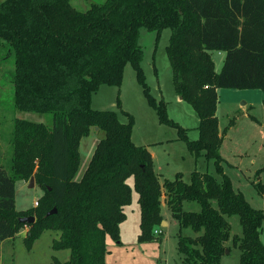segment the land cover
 Segmentation results:
<instances>
[{
    "label": "trees",
    "instance_id": "16d2710c",
    "mask_svg": "<svg viewBox=\"0 0 264 264\" xmlns=\"http://www.w3.org/2000/svg\"><path fill=\"white\" fill-rule=\"evenodd\" d=\"M71 1L0 4V64L14 56L15 108L52 115L51 126L15 121L11 167L0 166V264L3 242L26 227L28 250L44 232L60 233L53 248L70 250L71 258L53 264H107L108 238L120 241L133 200L131 178L141 209L140 243L161 240L156 230L165 221V196L179 226L197 234L179 235L183 264H222L230 240L241 252L240 264H264V210L254 208L225 173L217 117L219 89L264 91V0H106L87 11ZM142 28L158 36L172 31L167 53L174 85L200 118L198 140L190 141L187 130L169 118L165 102L151 95L142 69ZM213 51L226 53L219 73ZM129 63L160 122L178 128L197 158L213 160L221 178L195 171L190 183L178 174L162 185L152 153L132 139L134 118L122 111L129 118L123 123L118 113L93 108L102 86H122ZM93 128L105 138L76 181L81 141ZM32 178L44 194L38 207L18 211L17 183ZM254 185L264 197V185ZM185 202H198L202 210L185 211ZM30 216L35 223L21 222ZM232 216L240 217L242 236H232Z\"/></svg>",
    "mask_w": 264,
    "mask_h": 264
},
{
    "label": "rangeland",
    "instance_id": "374dc122",
    "mask_svg": "<svg viewBox=\"0 0 264 264\" xmlns=\"http://www.w3.org/2000/svg\"><path fill=\"white\" fill-rule=\"evenodd\" d=\"M6 0H0V4ZM106 0H72V5L80 10L87 11L94 4H102ZM172 31L164 30L160 36L155 31L146 28L140 30L139 44L143 49L144 58L142 69L150 87L151 95L158 102H165L168 116L187 130L188 139H199L200 118L186 101H180L175 85L172 64L168 57L167 47L170 44ZM212 58L217 64L216 72H221L224 58L220 52L213 51ZM15 73L14 56L1 58L0 64V166L9 170L12 159L11 139L14 124L17 119L51 126V114L35 112H21L15 108L13 76ZM219 103L217 117L219 128L223 135L220 150L224 158L225 173L232 179L236 190L242 192L250 204L264 210V199L254 183L264 185V91L263 90H218ZM93 108L102 111L118 113L121 122L128 123L129 118L122 112L129 113L134 118L132 139L138 146H145L155 152L154 168L161 177L163 185L166 179L174 180L181 174L183 180L191 182V175L198 171L210 173L221 178L216 173L215 162L204 157L197 158L191 153L187 142L180 139L179 129L160 122L157 111L150 106L144 89L139 83L133 66H126L122 86H102L94 94ZM105 138V132L92 129L89 137L83 138L80 146L81 165L76 175L80 181L93 158L96 148ZM151 152V151H150ZM154 158V157H153ZM133 188V200L126 207L127 219L122 224L120 241L108 238L107 264H183L179 253V235L196 237L197 234L190 228L182 229L173 217L167 205V198L163 197L162 215L169 221V227L162 228L161 240L150 243L138 241L141 209L139 195L134 189V179L129 181ZM36 185V183H35ZM30 182L17 184L16 207L18 211L35 208L44 194V190ZM214 207L218 208L216 201ZM184 210L200 212L198 202H185ZM232 226V236H242L243 227L239 216L228 218ZM138 227L137 233H135ZM159 230V229H158ZM60 233L46 231L36 241L34 248L28 250L24 239L16 238L8 242L1 249L2 264H53L54 259L66 262L71 258L70 250H55L53 242L59 239ZM264 243V224L262 228ZM231 253L224 259V264H240L241 252L235 247L233 240L229 241Z\"/></svg>",
    "mask_w": 264,
    "mask_h": 264
},
{
    "label": "crops",
    "instance_id": "0c3cea01",
    "mask_svg": "<svg viewBox=\"0 0 264 264\" xmlns=\"http://www.w3.org/2000/svg\"><path fill=\"white\" fill-rule=\"evenodd\" d=\"M220 56L221 57H223L224 58V61H225V58H226V53H224V52H220ZM216 67H217V64H216ZM180 97V96H179ZM180 101H183V99H182V97H180ZM150 151H151V153H152V155H153V157H154V160H155V152L154 151H152L151 149H149ZM20 182H26V181H20ZM20 182H18V183H20ZM17 183V184H18ZM28 183V182H27ZM234 184V183H233ZM36 186V185H35ZM17 187V186H16ZM263 199H264V197H263ZM17 206V205H16ZM35 207H36V203H35ZM18 210V209H17ZM22 211H27V210H22ZM164 222H166V223H164L163 224V226H162V228L163 227H169V225H170V223H169V221H164ZM123 224V223H122ZM122 224H121V226H120V232H121V234H122ZM139 225H140V223H139ZM162 228H160L159 229V231H160V235H162L163 234V232H162ZM28 227H26L24 230H22L17 236H16V238H22V239H25V237H26V235H27V232H28ZM137 230H138V227H137V229H136V231H135V233H137ZM139 233H140V227H139ZM139 235V234H138ZM139 237V236H138ZM16 238H14V239H8V240H6V241H4L3 242V244H2V248L5 246V244H7L8 242H12V241H14ZM138 239V238H137ZM228 246H229V242H228ZM34 248V247H33ZM232 251H230V252H228L224 257H223V260H222V264H224V258L226 257V256H228L230 253H231ZM1 264H2V262H3V256L1 255ZM107 260V259H106Z\"/></svg>",
    "mask_w": 264,
    "mask_h": 264
},
{
    "label": "water",
    "instance_id": "95a60500",
    "mask_svg": "<svg viewBox=\"0 0 264 264\" xmlns=\"http://www.w3.org/2000/svg\"><path fill=\"white\" fill-rule=\"evenodd\" d=\"M97 130H99L98 128H96ZM31 187H34L35 185V178H32L31 181ZM57 213V209H54L53 211L49 212L48 215H53ZM21 222L23 223H26V224H33L36 222V217L35 216H30V217H25V218H22L21 219ZM166 223V222H163V224ZM229 251H226V254L228 253Z\"/></svg>",
    "mask_w": 264,
    "mask_h": 264
},
{
    "label": "built area",
    "instance_id": "2783aa9c",
    "mask_svg": "<svg viewBox=\"0 0 264 264\" xmlns=\"http://www.w3.org/2000/svg\"><path fill=\"white\" fill-rule=\"evenodd\" d=\"M38 205H39V202H36V207H38ZM156 234L157 235H160V231L159 230H156Z\"/></svg>",
    "mask_w": 264,
    "mask_h": 264
}]
</instances>
